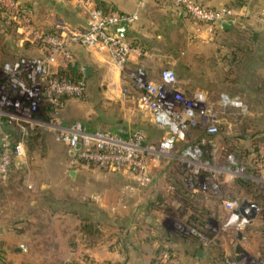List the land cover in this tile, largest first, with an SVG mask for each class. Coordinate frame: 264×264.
Here are the masks:
<instances>
[{
    "label": "built area",
    "instance_id": "obj_1",
    "mask_svg": "<svg viewBox=\"0 0 264 264\" xmlns=\"http://www.w3.org/2000/svg\"><path fill=\"white\" fill-rule=\"evenodd\" d=\"M136 1V9L126 13L104 11L94 0H76L77 5L86 10V24L77 26L57 18L51 32L37 27L26 14L20 15L19 32L24 40L39 43L41 55L17 57L0 65V117L14 123L19 132L14 143L8 133H3L0 181L8 179L12 161L24 156L29 131L48 130L65 146L72 165L100 167L127 175L131 183L121 191L118 203H123L136 191L156 188L161 169L172 161L178 163L185 170V182L191 190L221 199L228 215L223 227H232L240 240L237 233L251 222L238 212L245 199H222L221 187L236 179L264 186V141L253 147L255 158L251 168L239 161L234 153H222L218 139L222 129L232 133L237 119L249 113L248 104L239 95L220 92L216 100L211 101L201 90L184 91L171 69H163L157 77H152L144 67L137 66L127 72L136 91V105L161 131L159 140L150 141L138 128L118 135L110 130L85 127L80 122L66 123L60 117L61 97L81 96L86 84L81 80L68 82L53 77L55 67L61 62L75 61L72 47L78 45L108 54L113 64L124 70L133 48L124 35L114 31V27L122 22L129 25L138 19L144 0ZM164 1L205 25L210 34L221 28L224 21L232 19L235 23L241 16L233 7L216 8L199 0ZM0 5L13 12L19 11L16 0H0ZM193 131L196 134L188 138L186 134ZM76 145H79L78 149ZM158 177H165V173ZM163 187L173 189L168 182ZM262 209L260 206L258 214ZM189 230L200 241H209L198 229L192 227ZM161 259L166 264H188L175 252L166 250L161 252ZM226 264L240 263L231 259Z\"/></svg>",
    "mask_w": 264,
    "mask_h": 264
},
{
    "label": "rangeland",
    "instance_id": "obj_2",
    "mask_svg": "<svg viewBox=\"0 0 264 264\" xmlns=\"http://www.w3.org/2000/svg\"><path fill=\"white\" fill-rule=\"evenodd\" d=\"M225 5L232 7L229 3ZM81 9L87 15L86 10ZM64 14L66 17H72L70 11ZM63 19L69 20L65 17ZM246 31L249 30L242 26H237L229 32L218 30L216 33L213 32L212 40L201 41L196 38L191 44L182 43L175 36L174 41H177L175 50L180 54L177 53L179 58L176 56L171 66L151 67L153 70L158 69L157 76L161 70L171 69L179 85L186 92L201 90L211 101L216 100L220 92H225L239 95L248 104V115L240 119L238 126L232 129V133H228L226 128L222 129L220 136L222 145L223 143L235 145L239 135L236 133H251L245 129L247 123V126L252 123L250 127L255 130L257 122L264 121V101H247L242 93L245 91L241 89V82L233 81L235 76L241 77L244 70L240 68L241 61L239 60L243 56L242 52L245 51H242V48L245 49L252 45L242 38L244 35H251V32L248 34ZM167 48L169 44L165 45L166 51ZM29 51H34V49L30 48ZM234 56L238 59L237 61ZM91 69V72L84 76L85 92L81 96L65 100L64 107L60 110V117L63 121L80 122L91 129L113 130L121 133L138 128L145 132L149 140H159L162 133L149 120L148 114L136 105L135 90L127 70L118 69L110 58L102 61L100 65L91 63ZM249 70L244 71L249 73ZM5 119L0 117V141L3 133L11 134L12 139L16 140L19 135L18 129L10 122L7 121V123ZM195 134L193 131L186 135L189 138ZM248 137L245 138L248 139ZM243 143L247 145L248 142ZM24 149L25 154L20 158L22 162L13 163L8 177L6 198L10 204L4 209L9 213L10 219L5 227L7 228V225L11 223L9 228L17 230L14 226L17 223V216L22 215L24 211V213L33 214V217L29 218L31 221L27 218L26 224H35V226H44V228H36L32 225L33 227L29 226L26 233L19 234L12 231L9 235L13 239L10 237V246L7 251L0 248V259H2L0 263L17 264L19 260L20 264H65L61 260L66 257L67 251L61 245L65 242L66 235L54 234L50 231L53 227H50V221H52L54 212L68 209L73 211V214L93 215V218L90 217V224H110L120 218L121 213L123 215L126 212L124 215L128 217L135 206L149 211L147 205L153 197L155 206L150 205L152 209L150 210L153 211L152 214L155 217L157 216L159 222L170 230L172 239L176 241L196 240L200 242L201 247H209L212 244L223 243L225 239H232V244H236L235 249L238 250L235 251V257L232 259L238 260L240 264H264V208L250 223L245 224L239 230L242 240L240 244L234 229L223 227L228 215L219 198H212L214 200L204 208L209 213L208 218L205 217L207 223L204 226H195L192 223L194 219L190 216L194 215V209H201L202 202L199 200L191 202V206L180 204L176 195L166 192L163 187L166 183L164 177L161 178L162 182L158 190L152 193L148 190H139L127 196L123 203H118L121 191L131 183L126 174L100 167L72 165L65 146L56 141L48 130L33 129L25 141ZM71 170L74 171L73 177L69 174ZM230 184L221 187L222 199L226 197L233 200H236L233 197L250 201L257 199L255 190L243 184H238L239 186H230ZM260 198L264 203V195ZM97 219L101 223L97 222ZM73 222H76L75 219ZM192 227L198 229L209 241H200L190 232L189 228ZM37 229L41 231L35 234L34 231ZM160 239L162 235H159V243L162 245ZM171 242V240L166 241V243ZM3 243L0 239V247ZM245 243L254 245L255 251H247L243 246ZM21 244L24 245L21 247L22 253L15 256L12 251L13 246ZM227 259L231 261L230 258Z\"/></svg>",
    "mask_w": 264,
    "mask_h": 264
},
{
    "label": "crops",
    "instance_id": "obj_3",
    "mask_svg": "<svg viewBox=\"0 0 264 264\" xmlns=\"http://www.w3.org/2000/svg\"><path fill=\"white\" fill-rule=\"evenodd\" d=\"M21 1L28 6L29 14L34 24L42 30L52 28L54 21L63 17L68 18V21L77 26L86 24L87 15L77 5L76 0ZM199 1L216 8L226 6L225 3L231 4L234 9L241 13L239 20L242 27H248L247 29L253 31L254 35L252 37L248 35L242 37L252 45L246 47L243 52V62L246 59L248 65L243 64L242 69L250 70L249 73L242 71L241 89L245 91L242 93L246 96L247 101H264V22L262 21L264 19V0ZM94 3L96 6H108L113 8V11L126 13L134 11L137 5L136 0H94ZM67 11H70L71 18L65 16L64 13H67ZM213 35V33L210 34L207 31L205 25L192 20L164 0H144L138 11V19L129 24L124 32V37L133 48L125 69L129 72L137 66H142L150 76L156 77L158 69L153 70L151 67L171 66L175 61L173 59L176 56L179 58L180 54L175 50L177 43V41H174L175 36L182 43L191 44L196 38L201 41L212 40ZM5 38L10 42L14 41L10 34H6ZM22 40L24 39L21 35L20 38H16V43L21 44ZM166 44H169L167 51L165 50ZM33 49L34 51H30L31 54H35L38 51L35 48ZM20 50L21 48L18 47L19 52ZM72 52L79 69H82L83 65L91 68V63L100 65L102 61L109 59L106 53H98L78 45L72 47ZM57 65L62 66V63ZM65 102H63L61 108L64 107ZM250 124L253 125L252 123ZM250 124L249 129L252 130ZM255 128L253 131H263L264 121H258ZM157 130L161 133L159 129ZM1 142L2 138L0 146ZM21 160L17 158L14 163L19 164L22 162ZM114 172L119 173V171ZM161 178L157 180L159 182L157 187L148 191L158 190L162 182ZM8 183V179L0 183L2 189H0L2 192L0 194V239L4 242L0 248L6 251L10 246V237L13 239L9 235L12 231L19 234L26 233L29 226L30 228L35 226V224L29 225L25 222L27 218L28 221H31L29 218H32L33 214L24 213L23 211L22 215L19 214L17 216V223L14 225L17 230L9 228L12 225L11 223L7 225V228L5 227L10 219L9 213L4 209L6 205L10 204V201L6 198ZM213 200L209 198L207 203L205 202L206 205ZM137 208L138 213H134L131 210V214L128 212V217L124 215L126 212H124V216L121 213V217L110 224L94 225L92 223V231L85 230L82 226L85 223H90V217L93 218V215L73 214L74 212L68 209L54 212L52 221H50V227H53L50 228V231L54 232V234L62 233L66 235L65 242L61 247H64L67 252L66 257L61 261L65 264H161L154 257L160 246L159 235H162L160 240H163V236H166L164 231L170 230L159 222L157 216L155 217L152 214L153 212L142 211L139 206ZM58 217L59 219H57ZM74 219L75 223L73 222ZM20 220H23V222H20ZM55 221L56 224H54ZM97 222L101 223L99 219H97ZM35 227L44 228V226L39 227V225ZM57 228L60 229L58 230ZM40 231L37 229L34 233L37 234ZM231 240L225 239L223 243L212 244L209 247H201L200 242L198 243L196 240L195 242L171 239V243H164L175 249L180 259L189 264H226L227 258L232 259L235 257L236 244H232ZM238 242L241 244L242 240L240 239ZM22 245L13 246L12 251L15 256H19L22 253ZM243 246L249 252L255 251L254 245L245 243ZM199 249L203 251V256L200 259L196 257ZM17 264H20L19 260Z\"/></svg>",
    "mask_w": 264,
    "mask_h": 264
},
{
    "label": "trees",
    "instance_id": "obj_4",
    "mask_svg": "<svg viewBox=\"0 0 264 264\" xmlns=\"http://www.w3.org/2000/svg\"><path fill=\"white\" fill-rule=\"evenodd\" d=\"M19 6V11L17 12H13L9 9H7L6 7L0 5V65L3 64L6 61H12L14 59H16L17 57H27V58H35L40 56V45L37 41H28V40H22L21 44L16 43V38H20L21 34L19 33V17L20 15L26 14L27 16H29V18L32 20L31 15L29 14V8L28 6L22 2L21 0H16ZM98 8H101L104 11H111L113 8L108 7V6H97ZM32 22L34 23V21L32 20ZM237 26H242L241 25V21L238 19L234 25L230 26L228 29L224 30V31H230V29L233 27H237ZM248 28V27H245ZM53 30V28L50 29H44V31L46 32H51ZM218 30H222L221 28H218L215 30V33ZM249 30V29H248ZM248 34L249 32H251V35L249 36H253V31L249 30L246 31ZM6 34H10L13 37L12 42L8 41L5 38ZM18 47L21 48L20 52L18 51ZM30 48H35L36 53L35 54H31L30 53ZM245 50L244 48H242V51ZM234 54V53H233ZM242 55L243 52H242ZM235 61H237L238 59L234 56ZM239 60L241 61V67H243V64L248 65V62L245 61L243 62V56L242 58ZM61 65H57L54 69V72L52 74L53 77H56L58 79H62V80H66L68 82H77V81H84L86 84V80L85 77L83 75V72L81 71V69H79V67L76 65L75 61H70V62H61ZM241 77L239 76H235L233 81H237L240 82ZM231 95V94H230ZM71 98L70 96H64L61 97L60 101L61 104H63V102L66 99ZM43 107H45L46 109L48 108L47 104H43ZM243 117H240L239 119H237L236 121V126H238V122H240V119H242ZM5 121L7 122V120L5 119ZM8 123V122H7ZM12 125H15L14 123L10 122ZM67 123V122H66ZM71 123V122H70ZM83 124V123H81ZM248 124V123H247ZM247 124L245 125V129L251 133H236L234 132V134H239L237 136V143L234 144H224L222 145V153H229L232 152L236 155V157L238 158L239 161H241L242 163H244L247 167L251 168V164L254 161L255 158V149L253 150L254 145H256L258 142L260 141H264V130L263 131H253V130H249V126H247ZM85 127H87L85 124H83ZM17 128V127H16ZM102 130V129H101ZM32 130L29 131V133ZM113 131V130H110ZM114 133L118 134V135H125V133H121L119 131H113ZM9 135V134H8ZM29 136V134L26 136L25 141L27 139V137ZM221 136V134H220ZM220 136L218 137L219 141L221 140ZM248 137V139H246L245 137ZM10 140L12 143H14L16 140L12 139L11 134L9 135ZM152 141V140H150ZM222 141V140H221ZM243 142H248L247 145H244ZM0 150H1V146H0ZM14 163V160L12 161L11 167ZM162 173H165V181L168 183H171L173 185V189L172 190H166V192L170 193L171 195H176L177 197V201L180 202V204H183L184 206H191V202H196L197 200L202 202V206L201 209H194L193 214L191 215L190 218L194 219V222H192L195 226H204L207 223V218H208V211H206L204 208L207 206L206 205V201L209 200V198H214L212 196L206 195L200 191H195V190H191L186 182H185V170L183 169V167L181 165H179L178 163L175 162H170L168 165H165V167H163L161 169V172H159L157 174V176L161 175ZM238 184H243V186H247L249 189L255 190V197L257 199H254V202H256L257 204H259L262 208H264V203H262V198H260L262 195H264V186H261L259 184L256 183H252V182H248L242 179H236L234 180L231 185H235V186H239ZM8 187V186H7ZM1 189V187H0ZM2 190V189H1ZM154 191V190H152ZM151 191V193H152ZM157 192V191H155ZM2 192L0 191V194ZM157 194V193H156ZM153 196V195H151ZM236 198V200L240 199L238 197H233ZM245 199V198H243ZM149 200V199H148ZM249 200V199H247ZM149 202V201H148ZM155 202V201H154ZM153 202V197H151L150 200V204L147 205L148 210H145V212H153L151 211V207L150 205H154ZM150 207V208H149ZM203 208V209H202ZM138 208L135 206L133 207L132 211L134 213H138ZM151 209V210H150ZM143 211V210H142ZM141 212V211H140ZM205 217H207L205 219ZM83 229L85 230H91L93 229V225L90 223H85L83 224ZM198 228V227H197ZM166 234V236H163V240L162 241V245H160L157 249V251L155 252V259L157 262L161 263V264H166L162 261L161 259V252L166 250L168 252H176L175 249L171 248L170 246L165 245L166 241L171 240L172 236L171 233L169 231H164ZM170 238V239H169ZM166 240V241H165ZM238 250H236L237 252ZM178 255V254H177ZM2 260V259H0ZM227 261V260H226ZM0 264H4L3 262H1Z\"/></svg>",
    "mask_w": 264,
    "mask_h": 264
},
{
    "label": "water",
    "instance_id": "obj_5",
    "mask_svg": "<svg viewBox=\"0 0 264 264\" xmlns=\"http://www.w3.org/2000/svg\"><path fill=\"white\" fill-rule=\"evenodd\" d=\"M233 24H234V20L229 19V20L221 23L220 27L222 30H226L230 26H232ZM127 26H128V24L126 22H122V23L118 24L116 27H114V31L116 33H118L119 35L123 36ZM81 68H82L84 76H87L92 70L87 65H83ZM78 148H79V145H76V149H78ZM73 173H74L73 170L69 171V174L71 176H73ZM259 210H260V206L256 202L249 201V200H243L240 203V206L238 208V212L241 215L245 216L249 220L254 219L257 216ZM237 237L240 238V232L237 233ZM202 256H203V251L201 249H199L197 251L196 257L200 259V258H202Z\"/></svg>",
    "mask_w": 264,
    "mask_h": 264
}]
</instances>
